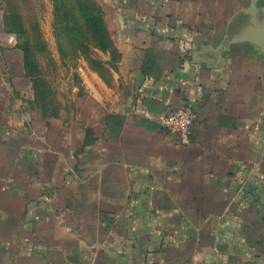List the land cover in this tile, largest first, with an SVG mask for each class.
<instances>
[{
  "label": "crops",
  "instance_id": "1",
  "mask_svg": "<svg viewBox=\"0 0 264 264\" xmlns=\"http://www.w3.org/2000/svg\"><path fill=\"white\" fill-rule=\"evenodd\" d=\"M93 1L118 61L107 80L81 71L65 128L63 264H264V52L247 39L264 1ZM184 105L188 146L160 123Z\"/></svg>",
  "mask_w": 264,
  "mask_h": 264
},
{
  "label": "rangeland",
  "instance_id": "2",
  "mask_svg": "<svg viewBox=\"0 0 264 264\" xmlns=\"http://www.w3.org/2000/svg\"><path fill=\"white\" fill-rule=\"evenodd\" d=\"M237 2L241 4V0H209L213 6L222 4L228 9ZM18 5L27 25L29 18L35 19L46 52L38 53L36 58L43 79L38 87L39 105L30 102L34 99L32 83L23 76L20 52L13 49L15 37L7 35L2 40L0 34V250L6 249L7 259L0 260V264H63L65 128L77 135L81 71L97 72L107 80L108 69L116 67L118 53L115 49V56H110L88 47L75 57L62 56L54 30L53 0H19ZM252 10L237 18L258 22L260 18ZM260 25L264 27V21ZM63 43L65 51V37ZM107 54L105 66L101 59ZM255 171L257 179L264 180L260 168ZM19 241L24 251L21 257L12 258ZM35 244L36 253L28 254ZM81 259L86 258L81 255Z\"/></svg>",
  "mask_w": 264,
  "mask_h": 264
},
{
  "label": "trees",
  "instance_id": "3",
  "mask_svg": "<svg viewBox=\"0 0 264 264\" xmlns=\"http://www.w3.org/2000/svg\"><path fill=\"white\" fill-rule=\"evenodd\" d=\"M18 1L2 0L3 29L17 37L16 48L21 52L22 72L32 83L34 99L30 102L40 105L41 91L38 87L43 84V79H41L36 58L38 53L46 52V46L35 19L29 18V24H26ZM53 15L54 30L62 56L66 57L69 54L75 57L78 53L83 54L88 51V47L100 49L104 53H109L110 56H115L116 51L107 32L103 13L95 1L53 0Z\"/></svg>",
  "mask_w": 264,
  "mask_h": 264
},
{
  "label": "built area",
  "instance_id": "4",
  "mask_svg": "<svg viewBox=\"0 0 264 264\" xmlns=\"http://www.w3.org/2000/svg\"><path fill=\"white\" fill-rule=\"evenodd\" d=\"M195 120V112L188 105H184L164 115L160 123L170 135L177 138L179 145L188 146Z\"/></svg>",
  "mask_w": 264,
  "mask_h": 264
},
{
  "label": "water",
  "instance_id": "5",
  "mask_svg": "<svg viewBox=\"0 0 264 264\" xmlns=\"http://www.w3.org/2000/svg\"><path fill=\"white\" fill-rule=\"evenodd\" d=\"M252 34L247 35V39L254 41L256 45L260 47V49L264 52V28L258 33L251 32Z\"/></svg>",
  "mask_w": 264,
  "mask_h": 264
}]
</instances>
